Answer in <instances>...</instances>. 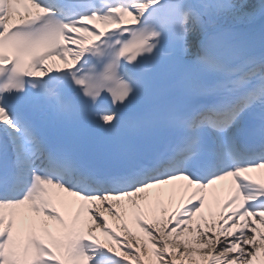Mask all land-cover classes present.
Wrapping results in <instances>:
<instances>
[{"label": "snow or ice", "instance_id": "obj_1", "mask_svg": "<svg viewBox=\"0 0 264 264\" xmlns=\"http://www.w3.org/2000/svg\"><path fill=\"white\" fill-rule=\"evenodd\" d=\"M257 174L264 0H0V264H264Z\"/></svg>", "mask_w": 264, "mask_h": 264}, {"label": "bare ground", "instance_id": "obj_2", "mask_svg": "<svg viewBox=\"0 0 264 264\" xmlns=\"http://www.w3.org/2000/svg\"><path fill=\"white\" fill-rule=\"evenodd\" d=\"M249 2L251 3V2H255V0H249ZM246 20L247 18H241V19H238V20H236V21H234V23H236V22H239L240 20ZM57 64H59V61H57ZM61 67H63V65H61ZM258 176H259V178H261V179H264V175H260V174H257ZM109 220H110V226H112V224H113V222H112V220H111V217H109ZM121 235H123V233L121 232Z\"/></svg>", "mask_w": 264, "mask_h": 264}]
</instances>
